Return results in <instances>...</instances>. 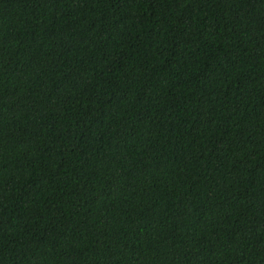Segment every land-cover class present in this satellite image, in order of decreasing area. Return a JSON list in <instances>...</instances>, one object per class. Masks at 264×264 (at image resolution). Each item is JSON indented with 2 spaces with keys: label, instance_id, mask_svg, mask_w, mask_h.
<instances>
[{
  "label": "trees",
  "instance_id": "trees-1",
  "mask_svg": "<svg viewBox=\"0 0 264 264\" xmlns=\"http://www.w3.org/2000/svg\"><path fill=\"white\" fill-rule=\"evenodd\" d=\"M0 264H264V0H0Z\"/></svg>",
  "mask_w": 264,
  "mask_h": 264
}]
</instances>
